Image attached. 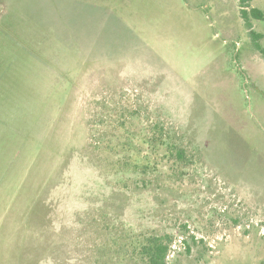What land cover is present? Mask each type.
I'll return each instance as SVG.
<instances>
[{
  "label": "rangeland",
  "instance_id": "rangeland-1",
  "mask_svg": "<svg viewBox=\"0 0 264 264\" xmlns=\"http://www.w3.org/2000/svg\"><path fill=\"white\" fill-rule=\"evenodd\" d=\"M240 1L0 0V264H147L151 234L167 264H264V18Z\"/></svg>",
  "mask_w": 264,
  "mask_h": 264
},
{
  "label": "trees",
  "instance_id": "trees-1",
  "mask_svg": "<svg viewBox=\"0 0 264 264\" xmlns=\"http://www.w3.org/2000/svg\"><path fill=\"white\" fill-rule=\"evenodd\" d=\"M246 0H241L242 3L240 6V15L244 20L245 25L248 29L251 28V23L249 17L252 16L255 19H263L264 15L262 11L256 7H251L248 10L245 9L243 5ZM253 31L251 30V33ZM162 143L171 144L173 146V141L169 140V136L166 135L162 140ZM177 157L183 158L184 151L182 148L176 149ZM132 245L134 248H137V253L145 260L147 264H167V256L169 254L171 243L170 239L158 235V234H151L147 237H132Z\"/></svg>",
  "mask_w": 264,
  "mask_h": 264
}]
</instances>
